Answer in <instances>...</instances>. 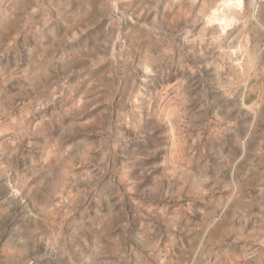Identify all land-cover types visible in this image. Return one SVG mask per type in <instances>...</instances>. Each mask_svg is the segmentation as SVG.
<instances>
[{"label": "rangeland", "instance_id": "rangeland-1", "mask_svg": "<svg viewBox=\"0 0 264 264\" xmlns=\"http://www.w3.org/2000/svg\"><path fill=\"white\" fill-rule=\"evenodd\" d=\"M249 3L0 0V264H88L94 234L105 264L176 260L202 216L180 193L205 175L203 133L220 148L239 121L243 138L248 105L264 130Z\"/></svg>", "mask_w": 264, "mask_h": 264}, {"label": "crops", "instance_id": "crops-1", "mask_svg": "<svg viewBox=\"0 0 264 264\" xmlns=\"http://www.w3.org/2000/svg\"><path fill=\"white\" fill-rule=\"evenodd\" d=\"M255 58L256 63L258 56ZM248 107L252 120L243 138L237 134L244 125L226 121L219 128L220 148L211 146V127L200 139L205 175L196 186L195 170L188 168L191 184L180 194L200 195L195 200L201 207L189 211L202 216L188 223L187 238L172 264H264V130L257 133L256 107ZM215 163L219 169L215 170ZM242 164L246 170L241 169ZM216 210L217 215H224L222 221L213 215ZM87 238L90 243L84 240L82 244L88 251V264H105V257L111 259L113 244L108 239L98 234ZM160 254L161 258L165 255L163 251Z\"/></svg>", "mask_w": 264, "mask_h": 264}, {"label": "built area", "instance_id": "built-area-1", "mask_svg": "<svg viewBox=\"0 0 264 264\" xmlns=\"http://www.w3.org/2000/svg\"><path fill=\"white\" fill-rule=\"evenodd\" d=\"M263 6L264 0H250L249 8L251 15L257 17L261 13Z\"/></svg>", "mask_w": 264, "mask_h": 264}, {"label": "trees", "instance_id": "trees-1", "mask_svg": "<svg viewBox=\"0 0 264 264\" xmlns=\"http://www.w3.org/2000/svg\"><path fill=\"white\" fill-rule=\"evenodd\" d=\"M160 155V158H161V154H159ZM160 160V159H159Z\"/></svg>", "mask_w": 264, "mask_h": 264}]
</instances>
